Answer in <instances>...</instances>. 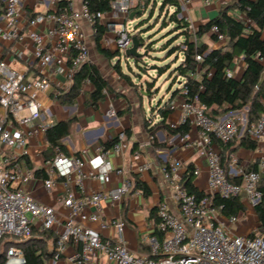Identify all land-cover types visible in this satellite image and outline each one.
I'll list each match as a JSON object with an SVG mask.
<instances>
[{
  "label": "built area",
  "instance_id": "2783aa9c",
  "mask_svg": "<svg viewBox=\"0 0 264 264\" xmlns=\"http://www.w3.org/2000/svg\"><path fill=\"white\" fill-rule=\"evenodd\" d=\"M178 1L181 7L179 16L188 21L190 31L195 33L197 27L189 15V0ZM205 1L210 3V0ZM50 3L53 9L30 19L29 24L33 28L24 33L19 24L24 0H6L3 5L0 2V42L29 38L33 47L34 68L33 77L28 79L24 72L11 66L6 59H0V106L6 111L0 117V243L3 239L27 240L35 230L56 231L55 253L48 264H61L69 245L73 247V252L65 256L66 264H264V233L254 227L248 233L237 235L233 225L239 222L241 215L222 216L214 205L216 194L225 198L245 197L253 207L261 200L263 192L259 185L264 172V157L257 170L238 169L232 165L226 169L216 144L217 141L227 143L245 132L257 141V145L264 146V110L256 121L249 123L247 112L243 110H231L217 118L211 117L207 106L200 103L197 96L191 99L183 96L179 104L175 99L170 102L172 109L179 105L183 110L181 121L170 122V125L176 127L188 121L191 128L197 131L196 138L187 133L182 139L205 158L208 187L202 195L190 193L178 174L180 161L171 167H162L177 211L167 201L158 204L151 222L154 231L148 238V254L131 250L124 236L126 222L121 217L111 222L115 234L103 235V229L109 226L102 217L105 203L122 202L134 185L132 179L124 176L123 167L113 165L108 150L99 148L85 161L83 157L68 155L59 145L53 146L55 155L46 163L50 171L65 178V185L75 173L74 182L81 190H84V181L88 177L102 187L81 199L67 190L60 197L65 207L63 213L53 205L41 202L28 189V185L38 178L34 170L24 167L18 158L28 156L31 139L46 134L51 126L42 121L44 109L40 95L51 89L52 73L71 79L89 60L88 36L83 23L94 27L107 15L120 21L114 41L122 51L131 46L133 36L127 21L134 0H112L106 12L92 10L85 0L79 8L74 7V0H50ZM42 23L50 25L45 30L37 29ZM212 31L216 33L220 47L228 44V37L217 26H213ZM196 59L202 61V56L197 54ZM228 75H233L231 68ZM183 91L187 92L186 89ZM47 112H51L49 108ZM109 113L115 114V110L111 108ZM128 144V137L122 131L111 151L121 153ZM134 155L139 158L140 153L136 151ZM86 164L88 170L83 171ZM150 166L144 163L139 170ZM200 172L198 168L194 170L196 175ZM114 173L124 176L121 183L104 189ZM235 177H239L240 181H233ZM41 181L47 191L55 185L51 177L41 178ZM86 206L93 207L95 211L86 214ZM82 221L96 222L99 228L85 225ZM24 262L23 249L10 244L5 264Z\"/></svg>",
  "mask_w": 264,
  "mask_h": 264
},
{
  "label": "crops",
  "instance_id": "0c3cea01",
  "mask_svg": "<svg viewBox=\"0 0 264 264\" xmlns=\"http://www.w3.org/2000/svg\"><path fill=\"white\" fill-rule=\"evenodd\" d=\"M6 0H0L2 5ZM83 0H74V7L79 8ZM139 2V1H138ZM232 0H210L206 3L205 0H189L188 10L189 15L196 27L207 22L215 17L220 8ZM53 5L50 0H24V4L20 9L19 24L21 30L27 33L31 28L29 20L39 13L51 11ZM134 17L141 14L140 8L132 10ZM129 19H132L131 17ZM100 24L105 25L106 32L103 37V46L111 50V44L114 43L115 31L120 28L121 22L110 19L107 15L102 19ZM50 24L42 23L36 28L45 30ZM84 29L88 36L89 44V62L98 66L103 76L109 81L110 87L104 90V97L93 105L90 100V92L92 84L86 80L80 86L74 85V79L63 74L52 73L51 89L43 92L40 95L43 103L44 116L42 121L52 125H59L55 129V133L61 138V142L66 146L65 153L73 156H80L87 160L88 157L94 155L101 147V141L117 136L126 128L131 129V136L128 137V147L121 153H115L108 149V156L116 168L123 167L125 177L133 180L138 176L149 187V195H144L141 189H132V191L118 204L110 202L105 203L102 217L109 223L108 233L104 236H113L115 228L111 224L113 219L121 217L126 222L124 236L132 251L140 254H148L150 252L149 236L153 234L151 225L153 217L156 215L157 206L161 201H167L170 207L177 211V204L172 201V189L167 182L162 167L173 166L176 161H180L181 166L178 169L179 177L183 183L186 173L190 165L193 166V173L196 168L200 169L199 174H194L193 182L195 186L203 192L207 191L208 187V169L205 158L193 146L187 144L179 134H170L166 129H157L155 131L156 144L151 139L150 133L147 131L146 123L153 120H159L160 114L153 105H145L144 97L152 98L143 90V87L136 81V78H131L128 82L119 72L113 68V64L120 58L121 70L124 74L132 76V73L125 72L121 64V53L128 59L129 63L134 61V57H128L125 51L120 50V54L113 59H108L101 54L95 45L94 35L95 27L88 23H83ZM138 32L140 28H134ZM142 29V28H141ZM134 32V35H136ZM143 36H145L142 31ZM199 43H206L210 47H220L219 43L212 38L211 32L203 34L198 38ZM226 46V45H225ZM224 46V47H225ZM223 47V46H221ZM118 49V48H117ZM111 50V51H116ZM142 51V48L140 49ZM130 58V60H129ZM0 59H6L9 64L18 70L25 73L28 79L34 75L33 47L29 38L21 41L9 43L0 42ZM135 62V61H134ZM243 57H237L232 64L233 75L241 77L244 70ZM182 80H178L169 92L167 98L164 97L163 102L175 99L179 104L182 99V91L176 95H172L175 88L180 87ZM117 86V87H116ZM160 100V99H159ZM170 101V102H171ZM158 102V101H157ZM150 104V103H149ZM157 104V103H156ZM170 106V105H169ZM50 109V113L47 109ZM115 110V114H110V109ZM171 108V107H170ZM6 113L5 109L0 106V117ZM183 117V110L178 105L172 109L168 116L169 122H180ZM181 124V123H180ZM189 135L191 138L197 137L195 128H191ZM135 144V146H134ZM159 144H163L160 146ZM220 152L223 151L222 146L216 144ZM103 149V148H102ZM86 150V153H84ZM104 150V149H103ZM106 151V150H105ZM140 153L139 158H135V152ZM55 153L53 148H50L46 134H39L31 139L29 145V155L18 158V161L24 167H30L34 171L41 169L42 171L35 175L38 179H34L28 189L41 202L53 205L63 213L62 197L65 192L72 191L78 198H83L93 190L101 189V185L93 178H86L84 181V190L78 188L74 182L75 173L69 178L68 185H65L64 177L58 176L54 171H50L47 160L52 159ZM264 157V146L257 145L255 149L238 147L231 153L228 160V169L234 166L238 169H247L249 165L258 162ZM149 163L151 166L143 171L139 170V166ZM87 164L83 166V171H87ZM124 176L114 173L108 184H105L104 189L113 188L121 183ZM53 178L55 185L52 190L47 191L41 181V178ZM245 205V210L240 213V219H246L247 229L245 233L251 231L254 227L259 226L258 216L253 207L245 197H240ZM95 209L91 206H86L84 212L86 214L93 213ZM222 214V213H221ZM222 216H225L222 214ZM80 220V219H79ZM83 224L99 228V224L92 221H82ZM104 230V229H103ZM40 232V231H38ZM57 235L56 231H52ZM51 242L48 246L51 247ZM73 252L71 245L67 246L64 253V258L61 264H66L65 256Z\"/></svg>",
  "mask_w": 264,
  "mask_h": 264
},
{
  "label": "trees",
  "instance_id": "16d2710c",
  "mask_svg": "<svg viewBox=\"0 0 264 264\" xmlns=\"http://www.w3.org/2000/svg\"><path fill=\"white\" fill-rule=\"evenodd\" d=\"M85 1L92 10L106 12L109 11L112 0ZM156 1L158 0H139L138 5L133 6L132 10H138L142 6V10L145 11L148 4L152 7V4ZM141 2H144L143 5ZM159 2V12L163 8H173L171 11H167V19H163L161 25L162 27L171 25L163 36L166 40L161 49L165 51V59L170 57L173 61L155 65L158 76L167 72L169 78L172 79L167 90H171L172 86L180 79L182 84L180 87L175 88L172 95L174 96L182 91V95L188 99L197 96L199 102L207 106V112L211 117L217 118L231 110H243L244 107L249 106L247 111L248 121L249 123L256 121L264 110V0H232V2L223 5L215 17L198 26L195 33L190 31L188 21L179 16L181 7L178 0H159ZM150 12H152L151 8ZM151 17H154V15ZM213 26H217L219 31L228 37L229 42L225 47H210L206 43L198 42V38L208 32H211L212 38L217 41L216 33L212 31ZM94 27V40L98 51L110 60L118 56L120 49L111 51L103 46L102 41L106 32L105 25L96 22ZM141 27L140 22L136 25V28H140V30L135 32V29H133L131 34L134 35L135 32L143 46H146L145 37L142 33L144 30ZM150 48L154 50L155 47L150 45ZM197 54L202 56V61H197ZM240 56L243 57L245 63L241 77L229 76V69L235 59ZM154 57L155 60L160 59V56L154 55ZM134 61L135 64L145 69L141 65V57H134ZM113 68L128 82H131V76L124 74L121 70L120 58L113 64ZM176 76L179 77L178 80H176ZM73 79L74 85L80 86L86 80L92 84L90 100L93 105L103 99L104 90L110 87L109 81L103 76L98 66L89 61L82 64L74 74ZM152 81L153 79L146 80L145 86L142 85L143 90L151 97L154 89V82L152 83ZM183 89H186L187 92L184 93ZM170 101L171 98L165 102L162 98L158 100L157 104L152 106V110L155 108L158 110L160 119L146 123L147 131L155 144L157 143L155 138L157 129H166L170 134H179L182 137L191 130L188 121L182 122L176 127L170 125L168 121L171 112ZM58 125L59 123L48 127L46 135L50 148L59 145L65 151L66 146L55 133ZM123 132L128 137L131 136L130 128H126ZM117 141L118 135L102 140L101 147L108 150ZM217 143L224 149V154L223 151L221 152V163L226 169H228V160L231 153L236 148L255 149L257 147V141L245 132L227 143L222 141H217ZM159 145L163 146V144ZM167 167H169V164H167ZM257 169L258 162L247 167V170ZM41 171V169H36L34 173L38 175ZM193 179V166L190 165L183 185L190 193L198 196L202 195L204 192L195 186ZM232 180L239 182L240 178L235 177ZM259 187L263 192V196L259 203L255 205V211L259 220L258 230L264 233V172ZM133 188L141 189L144 195H149V187L138 176L134 177ZM214 205L226 217L239 215L245 210V205L240 196L225 198L216 194ZM56 239L57 235L52 231L38 232L37 230L27 240L12 241L3 239L0 243V262L5 264L6 250L10 244H15L24 251L25 262L23 264H48L55 253ZM49 242L52 244L51 247L48 246Z\"/></svg>",
  "mask_w": 264,
  "mask_h": 264
},
{
  "label": "rangeland",
  "instance_id": "374dc122",
  "mask_svg": "<svg viewBox=\"0 0 264 264\" xmlns=\"http://www.w3.org/2000/svg\"><path fill=\"white\" fill-rule=\"evenodd\" d=\"M139 0H134V6L138 5ZM144 2H141L143 5ZM151 3V2H150ZM159 6L160 2L159 0L154 2L152 4V7L150 4H148L145 7V11L142 10L143 7H140L141 14L136 15L133 19H128L127 26L129 27L130 31H132L137 24L141 22L142 30H144L145 34V40L144 42L147 44L142 47V53L141 56V65L145 67V69H142L139 65L135 64V62L132 60L129 64L131 66L128 67L127 58L123 53H121V64L125 72L132 73L131 78H136V81H139L141 86H145L146 80L153 79L152 83L154 82V89L153 94L154 96L152 98L145 96L144 97V103L145 105H155L157 101L164 97L167 98L169 96V92L167 93V87L171 83V78H169V74L166 72L161 76H158L157 71L155 70L156 64H163L164 62H170L173 61L172 58L168 57L165 59V51L161 49L163 43L165 42L166 38H163L165 33L167 32L168 28L171 27V25L167 27H162V21L163 19H167V11H171L173 8L167 9L163 8L159 12ZM150 8L152 9V12H150ZM154 15V17H151ZM150 45H154V50L150 48ZM116 43L111 44V50L117 49ZM123 52V51H122ZM154 55L160 56L159 60H155ZM179 77L176 76V80H178ZM180 80V79H179ZM117 87V86H116ZM264 102V99H263ZM150 103V104H149ZM249 109V106H246L243 108V111L247 112ZM80 218V217H79ZM246 219H240L238 223L233 225V229L235 230L237 235H241L245 233L247 229L246 225ZM103 232L105 234L108 233V229H104ZM17 248H21L20 246H17Z\"/></svg>",
  "mask_w": 264,
  "mask_h": 264
},
{
  "label": "water",
  "instance_id": "95a60500",
  "mask_svg": "<svg viewBox=\"0 0 264 264\" xmlns=\"http://www.w3.org/2000/svg\"><path fill=\"white\" fill-rule=\"evenodd\" d=\"M130 17L133 19L134 18V13L132 12L130 14ZM143 47V43L139 40L137 35H133L132 36V44L130 47H128L125 50V54L128 57H141L143 55V53L140 51V49ZM1 257V254H0ZM1 264V262H0Z\"/></svg>",
  "mask_w": 264,
  "mask_h": 264
}]
</instances>
